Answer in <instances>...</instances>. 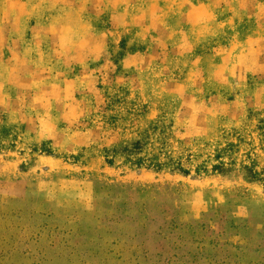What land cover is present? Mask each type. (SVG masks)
Segmentation results:
<instances>
[{"label":"rangeland","instance_id":"rangeland-1","mask_svg":"<svg viewBox=\"0 0 264 264\" xmlns=\"http://www.w3.org/2000/svg\"><path fill=\"white\" fill-rule=\"evenodd\" d=\"M233 34L141 70L124 59L149 42L109 33L101 73L74 82L79 58L43 31L28 62L4 51L0 264H264V77L225 58Z\"/></svg>","mask_w":264,"mask_h":264},{"label":"crops","instance_id":"crops-1","mask_svg":"<svg viewBox=\"0 0 264 264\" xmlns=\"http://www.w3.org/2000/svg\"><path fill=\"white\" fill-rule=\"evenodd\" d=\"M0 1V57L7 51L11 59L22 58L23 62H28L23 58L24 36L29 32L43 31L55 44L52 48L61 50L59 55L79 58L76 64L81 70L74 80H70L73 82L86 78L90 73H101V70L91 68L89 62L107 57L109 33L125 35L128 32L135 34L140 42H149V45L145 50L141 48L127 54L124 59L126 67L143 70V63L148 59L157 60L170 54L181 56L182 52H191L209 37L233 32L229 46L221 48L225 58H229L230 63L234 58L236 64L235 57L240 55L247 60L245 66L248 65L243 75L249 72L264 77V5L260 0ZM40 13L45 15L40 17ZM89 13H110L111 32L93 36ZM252 14L256 16V23L249 35L240 40L238 28L243 19ZM32 17L38 21L32 22ZM40 19L44 23L39 22ZM76 21H79L78 25L73 24ZM43 49L41 46L40 50ZM219 54L222 56V51ZM171 85V92H179L178 84Z\"/></svg>","mask_w":264,"mask_h":264}]
</instances>
